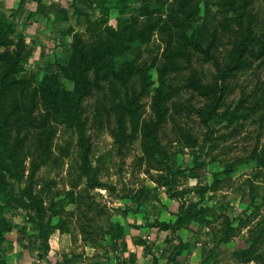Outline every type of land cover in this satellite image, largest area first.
Wrapping results in <instances>:
<instances>
[{"label": "rangeland", "instance_id": "1", "mask_svg": "<svg viewBox=\"0 0 264 264\" xmlns=\"http://www.w3.org/2000/svg\"><path fill=\"white\" fill-rule=\"evenodd\" d=\"M126 1L130 11L119 17L113 0L106 16L95 0H0V17L14 29V42L25 47L18 78L30 84L18 89L26 98L46 75L58 76L63 89H72L60 68L69 60L74 36L90 48L118 19L126 34L141 3L156 9L147 19H162L149 43L118 59L139 68L154 65L151 92L139 101L137 115L126 113L106 85L83 103L82 139L68 125H56L53 150L32 182L31 192L45 211L41 235L31 221L34 209L15 200L30 175V158L23 153L22 180L8 179L0 193V259L6 264H132L134 255L115 253L130 235L155 263L264 264V61L250 63L249 58L244 69L220 76L247 28L255 35L250 52L258 49L264 0H251L253 20L241 27L226 11L236 0H191L196 16L186 30L209 55L188 49V62L177 56L180 69L162 78L157 68L164 64L163 53L181 46L167 20L178 0ZM137 20L136 26L145 21ZM160 79L173 95L164 104L157 149L146 154L141 129L153 118L152 89H159ZM193 81L222 88L212 120L203 117L213 107L212 97L186 87ZM114 89L119 93L118 85ZM83 141L90 148L91 172L82 168ZM225 228L226 241L220 242ZM84 245L95 249L93 257L83 256Z\"/></svg>", "mask_w": 264, "mask_h": 264}, {"label": "trees", "instance_id": "2", "mask_svg": "<svg viewBox=\"0 0 264 264\" xmlns=\"http://www.w3.org/2000/svg\"><path fill=\"white\" fill-rule=\"evenodd\" d=\"M95 2V7L101 15L106 16L111 11L108 0H95ZM250 2L251 0H236L228 3L229 7L226 11L233 13V22L236 25L241 27L245 23L252 22L254 15L251 11L248 12ZM125 3L126 0H113L112 8L119 9V17L130 11ZM133 12L135 16L132 18V27L126 34L118 19L116 27L106 28L103 35L99 36L98 41L90 48H87L79 37L74 36L69 60L65 67L60 68L64 78L72 84L70 91L62 88L58 76L46 75L27 93V98L26 94L18 89L30 84L29 79L27 81L18 78L26 59L25 47L22 41L14 42V29L0 17V193L8 188V179H13L17 183L22 180L20 167L23 161L22 155L26 152L30 158V175L27 179V187L19 190L15 200L26 208L34 209L35 215L31 221L40 235L45 211L31 192L32 182L35 173L44 165L53 150L56 125H68L82 139L86 125L83 103L87 98L100 94L104 86L107 85L112 99L118 94L124 111L130 115L135 114L134 116L138 113L139 101L151 92L153 83L150 70L154 65L139 68L127 62H118V59L133 47L149 43L153 29L162 19L160 18L159 22L147 19L156 13V9L150 10L148 4L144 3ZM195 16L191 0H178L175 11L173 8L167 11V20L173 23L174 26L171 27L176 29L181 46L163 53L164 64L157 68L159 78H162L167 71L180 69L177 56L185 58L188 62V49L209 55L208 51L201 49L199 40L188 36L186 28ZM139 18L145 21L136 26ZM254 41L255 35L250 28H247L243 37L233 46L230 64L220 73L221 77H229L234 71L244 69L249 63V58H252L250 63L252 60L264 61V37L253 54L250 50ZM159 81V89H152L153 118L141 129L143 152L146 154L157 149L156 132L165 119L164 104L173 95L172 90H165L164 83L161 79ZM115 85L120 87L119 93L115 91ZM186 87H192L202 97H212L213 107L203 116L212 120L211 115L222 100V88L204 86L197 81ZM215 120L221 123L222 118L218 117ZM89 150L87 141L86 143L83 141L82 168L86 172H91L86 163ZM88 179L93 182L92 176ZM91 186H94V182ZM24 199L27 203L23 202ZM230 226L229 224L226 228ZM226 228L223 230L224 235L219 238L220 242L226 241ZM248 255L249 252H245V256ZM0 264L6 263L0 259Z\"/></svg>", "mask_w": 264, "mask_h": 264}, {"label": "crops", "instance_id": "3", "mask_svg": "<svg viewBox=\"0 0 264 264\" xmlns=\"http://www.w3.org/2000/svg\"><path fill=\"white\" fill-rule=\"evenodd\" d=\"M56 3H60L59 0H57ZM61 3H62V0H61ZM65 4H66V1H65ZM153 230H157V229H153ZM129 237L130 235H127L126 237H124V240H121L123 242L122 248H116L117 250L115 249V253L120 252V255H122L123 257H126L131 254L134 255L133 256L134 262L132 264H167L165 261H157V263H155L154 260L151 261L149 259L150 255L149 253H147L148 250L145 251V248H139L137 245H133ZM77 243H80V240ZM130 245L133 247H130ZM82 249L84 250L83 256L93 257V254H95L94 248H87V246L84 245ZM143 252H146V253L144 254ZM169 264H172V262L170 261Z\"/></svg>", "mask_w": 264, "mask_h": 264}]
</instances>
